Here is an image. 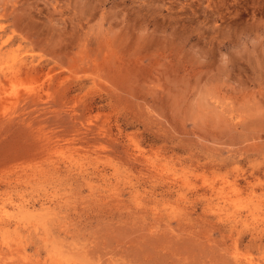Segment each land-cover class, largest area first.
<instances>
[{
  "label": "rangeland",
  "instance_id": "374dc122",
  "mask_svg": "<svg viewBox=\"0 0 264 264\" xmlns=\"http://www.w3.org/2000/svg\"><path fill=\"white\" fill-rule=\"evenodd\" d=\"M0 264H264V0H0Z\"/></svg>",
  "mask_w": 264,
  "mask_h": 264
}]
</instances>
